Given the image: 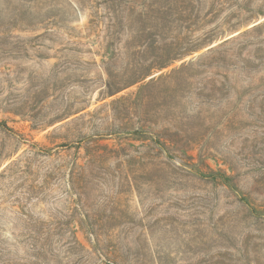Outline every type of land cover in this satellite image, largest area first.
Segmentation results:
<instances>
[{"label": "rangeland", "instance_id": "1", "mask_svg": "<svg viewBox=\"0 0 264 264\" xmlns=\"http://www.w3.org/2000/svg\"><path fill=\"white\" fill-rule=\"evenodd\" d=\"M0 264H264V0H0Z\"/></svg>", "mask_w": 264, "mask_h": 264}]
</instances>
